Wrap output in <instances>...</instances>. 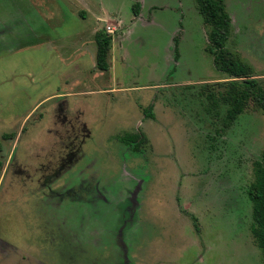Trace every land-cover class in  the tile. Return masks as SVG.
Masks as SVG:
<instances>
[{"label":"rangeland","instance_id":"rangeland-1","mask_svg":"<svg viewBox=\"0 0 264 264\" xmlns=\"http://www.w3.org/2000/svg\"><path fill=\"white\" fill-rule=\"evenodd\" d=\"M223 2L264 86V0ZM209 31L195 0H0V264H264V113L210 106L230 78ZM138 130L134 151L119 137Z\"/></svg>","mask_w":264,"mask_h":264},{"label":"trees","instance_id":"trees-1","mask_svg":"<svg viewBox=\"0 0 264 264\" xmlns=\"http://www.w3.org/2000/svg\"><path fill=\"white\" fill-rule=\"evenodd\" d=\"M197 9L204 22L210 26L208 39L209 51L213 54L217 68L230 78L225 82L227 88L215 95L207 94L210 106L225 105V123L233 121L252 102L255 109L264 113V86L253 75L252 68L241 61L227 47L226 42L231 32V18L225 10L223 0H195ZM135 13L137 10L135 9ZM95 64L99 70L106 71L109 68L108 55L111 47V36L105 31L95 33ZM153 103L143 109L145 117L153 118ZM3 137H9L3 134ZM119 139L138 151L146 141L140 130L124 133ZM2 162L0 161V172ZM254 179L247 188L248 197L251 200V233L255 244L264 255V150L260 159L253 164ZM197 228V224H195Z\"/></svg>","mask_w":264,"mask_h":264},{"label":"built area","instance_id":"built-area-1","mask_svg":"<svg viewBox=\"0 0 264 264\" xmlns=\"http://www.w3.org/2000/svg\"><path fill=\"white\" fill-rule=\"evenodd\" d=\"M106 28H107V31L112 32V29L110 26H107Z\"/></svg>","mask_w":264,"mask_h":264},{"label":"flooded vegetation","instance_id":"flooded-vegetation-1","mask_svg":"<svg viewBox=\"0 0 264 264\" xmlns=\"http://www.w3.org/2000/svg\"><path fill=\"white\" fill-rule=\"evenodd\" d=\"M230 16V15H229Z\"/></svg>","mask_w":264,"mask_h":264}]
</instances>
